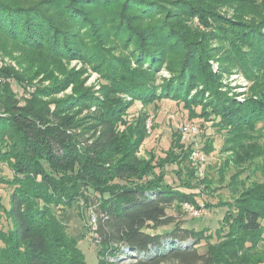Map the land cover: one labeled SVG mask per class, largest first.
<instances>
[{
  "label": "trees",
  "instance_id": "obj_1",
  "mask_svg": "<svg viewBox=\"0 0 264 264\" xmlns=\"http://www.w3.org/2000/svg\"><path fill=\"white\" fill-rule=\"evenodd\" d=\"M72 1L0 0V53L18 60L14 52H28L22 72L0 67V186L10 190L7 203L0 195V264H87L61 218L75 204L81 214L84 208L92 213L93 239L101 247L98 264H116L109 258L131 251L136 260L130 264H264V183L245 188L241 181L245 191L236 198V214L225 212L226 229L217 230L221 240L204 252L199 250L204 230L177 223L165 233L147 231L175 222L167 211L175 202L195 203L192 193L166 180V166L189 161L194 147L176 137L165 156L154 151L142 155L150 136L149 113L141 110L127 119L135 102L146 106L171 97L223 134L222 150L230 155L226 166L257 156L264 137L259 128L264 123V0H79L81 5L66 10L77 25L92 28L97 18L89 10L101 6L109 11L106 2L137 6L130 15L122 9L107 14L108 19L128 17L130 27L124 26L136 36L130 42L135 66L129 57L109 50L105 55V43L81 42L67 29L56 10ZM162 14L173 21L154 28L143 19ZM195 17L203 29L193 23ZM81 55L101 64L98 70L108 81L103 97L88 91L68 100L45 99L49 88L63 89L73 76L66 73L64 59ZM213 57L218 73L210 64ZM162 65L170 77L157 85ZM56 71L65 77L58 79ZM222 71L245 78L244 100L222 91L227 88ZM41 75L53 79V85H35ZM13 81L34 91L20 96ZM119 93L129 94L131 101ZM77 98L80 103L74 102ZM195 104L201 105L200 112L193 110ZM202 148L213 151L214 139L207 137ZM188 173L185 183L191 184L195 174ZM240 187L233 182L231 188Z\"/></svg>",
  "mask_w": 264,
  "mask_h": 264
},
{
  "label": "rangeland",
  "instance_id": "obj_2",
  "mask_svg": "<svg viewBox=\"0 0 264 264\" xmlns=\"http://www.w3.org/2000/svg\"><path fill=\"white\" fill-rule=\"evenodd\" d=\"M109 4L110 2H106V6L110 8L109 11L106 9L103 10L101 6H99L87 12V14L97 18L96 27L92 28L84 25L80 27L77 25L76 20H72V18L66 14V10L69 11L70 8L81 5L79 0H73L70 4L66 2L67 6L64 7L58 6L56 13L68 30L73 29L75 31L73 35H77L79 39L82 38L81 42H86L87 44L92 43L94 46L105 43L103 47L106 52L105 55L114 53L117 57H129L132 65L135 66L136 63H133L131 59V56L135 53V47L130 45V42L134 40L136 36L133 35L132 30L124 26V24L129 26L128 17L126 15H119V17L112 15L111 17L114 19H108L110 16L107 14L112 10L119 11L122 9L125 13L127 10H130L131 12L127 14L130 15L133 12L137 13V6L131 8V2L128 5L124 4V8H122L123 6L121 4L116 3L111 6ZM85 7L86 6H83V9L86 11ZM166 7L170 6L166 5ZM227 12L232 14V11ZM170 16L171 15L162 14L156 18L143 19L146 24L156 28L158 23H162L163 21L172 22L173 20L170 19ZM136 18L142 20V16L135 17V19ZM115 19H122V22L116 24L117 21ZM193 23L197 24L200 29L202 28V24L198 17L194 18ZM126 30L128 31L127 33ZM120 31H124L126 34L120 35ZM156 31L159 32L160 30ZM119 35L121 38H119ZM44 36L47 35L44 34ZM72 37L71 35V38ZM85 37L86 39L83 40ZM211 42L215 45V41ZM111 46H113V48H111ZM129 47L131 48L129 49ZM108 50L110 53H108ZM27 54L23 51L14 52L15 57H19L18 60L22 61V65L18 64V60L6 55L5 51H1L0 67L11 65L16 70L22 72L21 70L24 69L23 66L26 64L24 61ZM84 59L89 58L85 55H81L64 59L63 64L66 68V73L73 72V76L68 85L63 89L53 90L54 86L51 87L53 85V79L46 78L44 75L37 77L33 82L35 85L39 84L43 87H51L49 88V94L44 97L48 100H68L72 95H78L79 92L81 93L80 95H84L88 91H92L95 96L102 98L103 92L101 91L108 81L98 70L101 64L93 62L95 60L90 61L89 59V61H85ZM93 63L96 65L94 66ZM210 64L214 72H220V65L215 57L211 58ZM147 66L144 65L145 68H148ZM65 75L66 74L60 71L54 73V76L58 79H63ZM155 76L156 84L160 85L163 83V78L170 77V71L165 65H162L156 71ZM221 76L223 83L227 85L228 88L227 90L226 87H222V91L230 93L240 100H244L247 97V94H243V91L246 93L248 82L242 75L224 73L222 71ZM13 85L20 96L24 95V93L28 95L31 93L29 91H34L33 86H29V89L26 88L24 90V88L20 87L15 81H13ZM201 88L200 86L198 87V89ZM192 93H195V91ZM119 95L124 97L125 101H131L132 99L127 93H119ZM80 101L78 102V98L76 100L74 99V102L80 103ZM200 109L201 105H193V110L196 112H200ZM141 110H146L149 113L146 119V129L148 133H150V136L146 138L143 143L140 154L148 157V155H150L149 151H154V153L160 156H165L166 151L170 148L172 141L176 137H180L181 142L186 145H193L194 151L196 150L198 153V156L195 157L192 152V157H188L189 161H183L182 164L175 162L166 166V169H168L166 180L175 188H179L181 191L188 194L192 193L191 195L195 203L192 204L187 202V206L185 205L186 203L175 202L167 210L168 214L173 216L175 222L158 228H148L147 231L152 233H165L171 230L177 223H181L185 227L194 228L196 230H204V238L202 239V244L199 246V250L204 252L209 245H214L221 240L218 238L219 233L217 230L220 229L222 231L226 229V225L222 223L225 212L228 210L231 212V216L236 214V209L234 211L236 198L238 197V199H240L244 197L245 191L242 189L244 184L242 185L241 181L246 184L245 188H251L252 185L257 183H264V137L258 141V145L260 146L258 155L251 161L247 160L242 164L237 163L232 166H226V162L229 160L230 155L222 150L224 144L223 134L216 130L212 121L206 120L204 117L194 116L191 109L185 106L183 102H177L171 97L157 98L146 106H143L141 102L137 101L130 107L127 119H135ZM83 114H86V111H84ZM185 125H195L198 130L184 131L183 127H185ZM260 127H262L264 133V123H261L259 125V128ZM207 137H212L214 139L215 149L210 152L202 148ZM178 160V162H180L179 158ZM189 170L194 171L195 176L190 180L191 184H186L185 182H187L189 178ZM233 182L241 186L239 190L235 192H233L231 188ZM9 191L8 187L3 185L0 186V195L4 198L6 203L9 199ZM78 209L79 207L75 204L73 208L63 211L61 216L62 221L67 226L68 233L77 240L79 247L85 255L87 264H98V252L101 247L99 241L93 239L95 233L91 223L92 213L84 208V212L82 211L83 217ZM196 212H198V214H195ZM260 249H264V246H260ZM109 260H115L116 264H130L136 259L134 253L131 251L128 253L126 252V254H120L115 258L111 257Z\"/></svg>",
  "mask_w": 264,
  "mask_h": 264
},
{
  "label": "built area",
  "instance_id": "obj_3",
  "mask_svg": "<svg viewBox=\"0 0 264 264\" xmlns=\"http://www.w3.org/2000/svg\"><path fill=\"white\" fill-rule=\"evenodd\" d=\"M0 80H1V79H0ZM183 130H184V131H197L198 128H197L195 125H185V127H183ZM193 154H194L195 157L198 156V153L196 152V150L193 151ZM185 205L188 206V203H186ZM195 214H198V212H196ZM92 220L94 221V222H93V223H94V227H96V225H95V221H96L95 217H93Z\"/></svg>",
  "mask_w": 264,
  "mask_h": 264
}]
</instances>
